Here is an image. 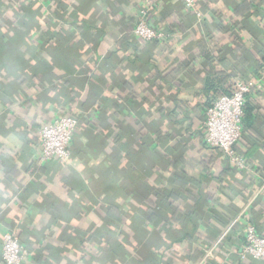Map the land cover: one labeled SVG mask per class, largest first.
Returning <instances> with one entry per match:
<instances>
[{
    "label": "crops",
    "instance_id": "1",
    "mask_svg": "<svg viewBox=\"0 0 264 264\" xmlns=\"http://www.w3.org/2000/svg\"><path fill=\"white\" fill-rule=\"evenodd\" d=\"M236 81L243 169L203 128ZM61 115L70 162L39 163ZM246 225L264 237V0H0V264L6 231L21 264H264Z\"/></svg>",
    "mask_w": 264,
    "mask_h": 264
},
{
    "label": "built area",
    "instance_id": "2",
    "mask_svg": "<svg viewBox=\"0 0 264 264\" xmlns=\"http://www.w3.org/2000/svg\"><path fill=\"white\" fill-rule=\"evenodd\" d=\"M185 7L194 9V0H182ZM139 19L133 28L136 38L149 42L164 37L163 33L151 27L146 21L147 11L140 10ZM200 15V14H197ZM254 83L236 81L229 95L215 99L206 109L203 128L205 143L219 148L236 167H246L242 159L234 156L233 146L242 137L244 105ZM77 120L72 115H61L40 127L38 142L39 163L55 159L61 163L70 162V142ZM214 246L208 249L202 261L211 256ZM25 251L18 237L11 231L2 236L1 264H21ZM239 259L251 257L264 261V237L255 232L252 225L243 230V244L238 252Z\"/></svg>",
    "mask_w": 264,
    "mask_h": 264
},
{
    "label": "trees",
    "instance_id": "3",
    "mask_svg": "<svg viewBox=\"0 0 264 264\" xmlns=\"http://www.w3.org/2000/svg\"><path fill=\"white\" fill-rule=\"evenodd\" d=\"M244 108H245V105H244ZM70 154L72 155L71 145H70ZM71 155H70V157H71Z\"/></svg>",
    "mask_w": 264,
    "mask_h": 264
}]
</instances>
